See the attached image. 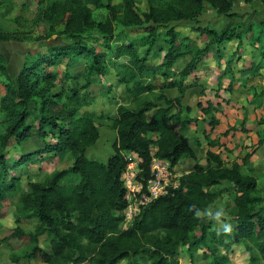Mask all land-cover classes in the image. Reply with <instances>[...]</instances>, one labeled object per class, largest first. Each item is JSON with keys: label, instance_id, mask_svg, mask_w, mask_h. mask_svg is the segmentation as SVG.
<instances>
[{"label": "trees", "instance_id": "1", "mask_svg": "<svg viewBox=\"0 0 264 264\" xmlns=\"http://www.w3.org/2000/svg\"><path fill=\"white\" fill-rule=\"evenodd\" d=\"M146 1L148 11L140 13L135 0H38L39 20L49 28L45 39L56 36L68 44L54 45L30 58L16 79L6 57L0 55V77L8 81L0 105V222L9 215L12 197L19 192L16 213L39 221L33 233H25L18 226L0 236V244L8 247L14 264L22 260L136 264L137 257L150 264H181L177 256L183 247H188V252L203 251L210 264H229V258L214 244L227 252L234 244H242L252 256L258 250L264 260L260 173L251 167L245 174L237 164L229 168L220 156L211 153L205 166L197 163L181 178L178 189L146 206L129 229L123 228L124 219L119 214L128 206L121 181L127 167L125 152L137 153L143 160L144 179L150 176L152 146L158 149L157 158L173 167L187 160L198 162L194 148L185 142L188 127L198 121L186 103L187 92L193 87L189 78L197 67L208 59H226L222 48L237 42L219 83L227 75L234 76L232 67L242 61L247 47L253 50V59L245 63L242 85L246 87L264 69V21L247 31L242 25L221 31L201 25L208 8L220 17L234 18L235 0ZM95 11H105L106 19L97 21ZM181 25L193 26L199 42L184 35L179 30ZM118 30H142L143 34L114 47ZM162 31L165 46L158 47ZM11 42L22 40L16 33H0V43ZM158 48L165 58L161 65L151 66L149 59ZM120 61L124 62L117 64ZM180 61L188 63L178 72L175 67ZM112 68L123 93L111 101L117 107L111 129L118 136L114 155L102 164L87 157L100 139L97 116L81 111L94 105L96 96L90 88ZM171 90L178 91L179 97L170 98ZM215 123L211 121V126ZM35 130L42 137V149L10 165L5 151L30 142ZM150 134H158L159 140L154 142ZM263 144L264 138L255 149ZM34 156L39 158L35 161L39 172L46 177L42 182L29 183L24 190L13 173L32 166ZM251 156L246 154L244 166L250 164ZM66 161L70 166L59 169ZM69 179L77 182L64 185ZM224 183L234 190L228 213L235 226L230 233L224 229L209 233L204 214L221 199L219 187ZM45 235L50 236L48 249L41 244ZM191 264H197L193 258Z\"/></svg>", "mask_w": 264, "mask_h": 264}, {"label": "rangeland", "instance_id": "2", "mask_svg": "<svg viewBox=\"0 0 264 264\" xmlns=\"http://www.w3.org/2000/svg\"><path fill=\"white\" fill-rule=\"evenodd\" d=\"M24 2L21 6L20 3ZM136 4L138 7V10L140 13H144L148 11V3L146 0H136ZM37 0H0V33H16L19 35V38L22 40V43H0V55H3L7 59V66L11 72V75L14 79H16L22 70L23 65L25 62H27L30 58L33 56H38L42 53H46V48L53 47L57 44H68L63 39H60L59 37H53L51 39H45V36L48 34L49 28L47 24L43 23L39 20V9L37 12ZM234 12H236V16L234 18L229 17H220L216 15L214 11H212L210 8H208L206 15L201 20L202 26H210L218 31L230 29L233 27H237L239 25H242L243 29L246 31L251 29L253 26L259 24L260 22L264 21V3H261L260 0H251L250 2H247L246 0H235V6H234ZM94 18L97 21H104L107 17V13L105 11H95L93 13ZM181 32L184 35L190 36L192 39L199 42V36L197 33L193 32V26H187V25H181ZM116 33V41L115 43H126L128 40H134L137 38L138 35L142 34L143 32L134 31V32H125L120 33L117 31ZM164 32H161V37H163ZM139 37V36H138ZM244 44H248V40L244 41ZM157 46H165L163 41H159ZM203 46V45H201ZM232 46H236L235 43L232 45H228L229 48ZM141 49H139V52ZM143 52V51H141ZM246 59L250 58V54L248 55L245 53ZM256 61H260L257 54H255ZM187 62L182 61L181 65H179V70L185 67ZM264 66V62H263ZM61 72H64V68H60ZM8 84V81L5 78L0 77V105H1V98L6 93V85ZM262 85H264V80L261 81ZM69 86V85H68ZM67 87V86H66ZM207 89V92L211 94L213 92V89ZM235 90V89H234ZM59 91V90H57ZM205 91V90H204ZM217 91V90H216ZM218 92V91H217ZM229 92V91H228ZM170 95H178L177 91L174 92H168ZM230 93V92H229ZM233 92H231L232 94ZM241 95H237L234 100V97L232 100H228V96H217L216 98H219L225 102L228 103L233 107H237V105L242 104V102H245L243 97L246 96V93L242 91ZM250 97L248 99L249 106L248 109L250 110L251 107L255 110L261 111L264 107V99L261 97L257 90L250 91ZM191 99L190 96L187 95L186 103ZM242 100V101H241ZM207 101H204L203 104H205ZM234 102H237L236 104ZM248 110V114L250 115ZM240 111V110H239ZM236 114V113H233ZM237 116H240L236 114ZM258 116H261V113L257 112ZM193 117H199V115L195 114L193 111L192 114ZM261 118H264V115L261 116ZM1 120V119H0ZM31 124H34V119L30 120ZM246 123V122H245ZM237 126L239 129H245V125L241 119L238 120ZM100 141L99 145L103 144L104 140L108 138V142L106 143V149L109 151L108 153H105L104 159L105 160L109 154L113 153V131L109 130L103 126H100ZM239 129H234L231 131L230 136L236 137V132H242ZM33 139L28 142L24 143L22 145H15L10 147L7 151H5L4 154L7 155V159L10 162V165H13L17 162H19L24 155L28 156V154H35L38 150L42 149V137H39L38 132L36 130L33 132ZM49 139V138H48ZM48 142V141H47ZM49 142L51 140L49 139ZM92 150V149H91ZM246 153H252V148H248ZM88 159L94 160L98 158H93L92 154H88ZM31 158V157H30ZM34 160L38 161L39 158L37 156H34L33 159L30 160V162ZM257 164H263L264 166V158L260 160V158L256 159ZM250 163V162H249ZM29 168H23L20 172L16 171L13 173L14 177H17L21 181V188L26 190L27 186L31 182H42L45 179V175H42L39 172V167L36 165V162ZM42 166V165H41ZM70 166L69 161H66L65 164L60 167L59 169H66ZM185 169L183 171H190L191 166L184 165ZM253 166V164H249L248 166H242V171L245 174L250 173V168ZM53 165L50 166L49 169H52ZM260 172V179H259V187L260 189H264V168L259 169ZM257 172V171H256ZM76 179H69L65 181L64 185H70L76 183ZM219 189L222 191V197L221 199L215 203L213 206H211L204 214V216L208 217V225H209V233L216 232L217 234L220 233V230L224 229L226 224H230L232 228H234V223L231 222L229 218L228 209L229 206L232 205V197L234 195L233 188L228 184L224 183L222 186L219 187ZM15 195L12 197L11 200V211L9 215L0 222L3 229H0V236L3 235L4 230H13L16 229L18 226H20L25 233H33L38 224L39 221L36 217L31 215H25L20 216L16 213L15 207L17 206L18 199L20 197L21 192L14 193ZM18 222V223H17ZM199 232H197V235ZM50 236L45 235L41 238V244L44 249H48V240ZM213 247L217 248L220 253H223L225 256L229 258V264H264V260L261 257L258 250H255L252 254L242 244H234L230 251H226L225 248H222L219 244H214ZM199 249L191 250L188 252V247H183L180 249L179 254L177 256V259L180 261L181 264H191V258L194 259V261L197 264H210V259H206L203 251H198ZM10 250L8 247H6L5 244H0V264H14L11 262L9 258ZM134 263L136 264H150L146 260L142 259L141 257H137L134 260ZM18 264H41L39 262H34L30 260H22ZM121 264H128L127 261L122 262Z\"/></svg>", "mask_w": 264, "mask_h": 264}, {"label": "crops", "instance_id": "3", "mask_svg": "<svg viewBox=\"0 0 264 264\" xmlns=\"http://www.w3.org/2000/svg\"><path fill=\"white\" fill-rule=\"evenodd\" d=\"M23 3L24 2H21L20 5L22 6ZM37 6H38L37 7V12H38L39 9L38 0H37ZM179 30L181 31V29ZM118 31L120 33H125L129 31L143 32L142 30H118ZM160 40H163V37H161ZM129 41L130 40H128L127 42ZM233 43H235L236 46H232L231 48H229L228 45L230 44L232 45ZM123 44L125 43L122 44L115 43L114 47ZM230 44L222 48L227 60L235 53L238 46L237 42H232ZM141 51L143 50L141 49ZM141 51L140 53L142 54L143 52ZM252 52L253 50L247 47L242 53V61L238 63V65H234L232 67L234 76L227 75L226 77H223L221 83H219V79L227 68L226 59H222L220 62L217 61L216 59H208L205 62H203L201 65H199L195 73L192 76H190L189 82H193V87H191L187 92V95L191 97L187 105L194 111L195 114L199 115V117H198V121L194 122L188 127L185 142L186 144L194 148L198 158V162H196L195 160H187L181 163L180 165H178V169L180 170L182 176L189 174L197 163H199L202 166H205L208 153L220 156L223 159V161L228 165L229 168H232L236 164L242 167L243 166L242 160L244 159L246 154H248V153L245 154L248 148H252V153H251L252 156L250 159V164L251 165L253 164L252 168L257 172H260L259 169L264 168L263 164H257L256 162L257 158H260V160L264 158V144L258 147L257 149H255V147L259 144L260 140L264 138V118H261V116L264 115V107L261 111L255 110L252 107L250 110L248 109L249 106L248 99L251 95L250 88L253 87L254 90L256 89L259 95L264 92V85L260 84L261 81L264 80V69L261 71L260 73L261 75L257 78L250 80L246 87L242 85L243 82L241 81L242 72L244 70L245 63L250 62L253 59ZM245 53H247L248 55L250 54L249 59H246ZM164 58H165V53H160L158 48L156 51H154V53L150 57L149 65L159 66L163 63ZM123 62L124 61H120L117 64H122ZM181 62L182 61H180L175 67V69L178 72L182 71L185 68L183 67L182 69L179 70L180 67L179 65H181ZM233 79H234L233 82L234 87L233 89H230V85ZM110 88H112L111 94L108 93ZM206 88L213 89V92L209 94ZM174 91L176 90H171L170 92H174ZM242 91L246 93V96L243 97L242 100L244 98L246 99L245 102H242V104L237 105V107L231 106V103L230 105H228L227 102L223 103L224 102L223 100L216 98L217 96L220 95L223 96L227 95L228 100H232L233 97L235 100L237 99L235 97L238 94L244 96L242 94ZM90 92L96 96V101L94 105H92L91 107L82 109L81 113L90 112L97 116V125L99 129V133H100V128H102L100 126L112 130L111 129L112 122L117 118V107L113 105L111 101L114 100L115 98H118V96H120L123 93V88L117 87V75L115 69L113 68L110 69V73L108 74L107 77L100 78L99 83L93 85L90 88ZM231 92L233 93L231 94ZM168 96L170 98H178L179 93L178 95H170L168 93ZM204 101L207 102L203 104ZM234 103L236 104L237 102ZM200 104L203 106L204 110L205 109L208 110L207 114L203 111V109L199 108ZM209 106L212 107L211 110H209ZM248 110L250 112L249 113L250 115H247ZM257 112L261 113V116H258ZM233 113H236L240 116H237L236 114ZM151 117H152V113L149 115V118ZM239 119H241L245 125L244 130L239 129V127L237 126ZM213 120L216 121V123L215 125L211 126V121ZM234 129H239L242 131L239 133L236 132L235 138L230 136L232 135L230 134L231 131ZM112 131L114 133L113 142L115 143L118 135L116 131L114 130ZM159 137L160 136L158 134L149 135V138L152 139L154 142L158 141ZM108 138L109 137H107V139L104 140L103 144L101 145L98 144L100 141L99 139V141L92 148V150H90L87 153V156L89 153H91L93 158H98V159H94L95 161L105 164L108 161V159L114 155V149H113V153L109 154V156L105 160H103L104 159L103 157L105 156L104 154L109 152L105 147L106 143L108 142ZM151 150H152V154L155 155L158 152L156 146H152ZM189 164L191 166V170L184 172L183 171V169H185L184 165H189Z\"/></svg>", "mask_w": 264, "mask_h": 264}, {"label": "built area", "instance_id": "4", "mask_svg": "<svg viewBox=\"0 0 264 264\" xmlns=\"http://www.w3.org/2000/svg\"><path fill=\"white\" fill-rule=\"evenodd\" d=\"M134 152H125L127 167L121 181L126 191L127 208L119 215L124 219L123 228L129 229L142 210L156 200L169 196L180 187L181 175L178 166L160 160L151 153L150 176L144 179L143 160Z\"/></svg>", "mask_w": 264, "mask_h": 264}, {"label": "clouds", "instance_id": "5", "mask_svg": "<svg viewBox=\"0 0 264 264\" xmlns=\"http://www.w3.org/2000/svg\"><path fill=\"white\" fill-rule=\"evenodd\" d=\"M225 233H230L232 231V227L230 224H226L224 227Z\"/></svg>", "mask_w": 264, "mask_h": 264}]
</instances>
